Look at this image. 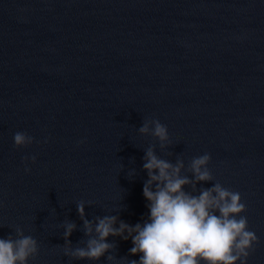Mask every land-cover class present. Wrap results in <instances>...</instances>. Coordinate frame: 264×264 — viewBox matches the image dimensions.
Wrapping results in <instances>:
<instances>
[{"label": "water", "instance_id": "water-1", "mask_svg": "<svg viewBox=\"0 0 264 264\" xmlns=\"http://www.w3.org/2000/svg\"><path fill=\"white\" fill-rule=\"evenodd\" d=\"M148 119L167 127L172 157L140 134ZM16 132L36 142L17 149ZM153 145L173 163L211 155L259 240L247 264H264V0H0V238L36 239L29 264L138 261L117 237L114 261L73 260L62 224L83 247L81 200L93 223H143Z\"/></svg>", "mask_w": 264, "mask_h": 264}, {"label": "clouds", "instance_id": "clouds-1", "mask_svg": "<svg viewBox=\"0 0 264 264\" xmlns=\"http://www.w3.org/2000/svg\"><path fill=\"white\" fill-rule=\"evenodd\" d=\"M141 135L152 136L166 156L172 146L168 129L158 119L144 120L139 128ZM17 149L28 148L36 141L25 132L13 135ZM47 141H45L46 143ZM31 162L36 163L32 156ZM211 155L205 153L191 158L187 165L176 156L175 163L157 155L155 146L145 149L143 169L148 179L144 182L143 195L147 200L148 217L143 223L129 225L116 215L95 217L89 221L85 213L86 202H77V210L87 237L84 246L73 247L70 237L77 230L73 221H64V254L76 261L99 262L116 258V245L110 237L131 240L128 264H247L259 240L249 230L247 204L241 194L224 187L215 180L209 165ZM29 157H24L25 171ZM212 183V187L199 185ZM190 189V190H186ZM90 206V202H87ZM94 233V234H93ZM39 254V244L20 227L15 237L0 238V264H29Z\"/></svg>", "mask_w": 264, "mask_h": 264}]
</instances>
